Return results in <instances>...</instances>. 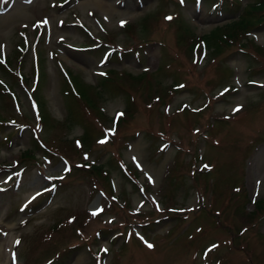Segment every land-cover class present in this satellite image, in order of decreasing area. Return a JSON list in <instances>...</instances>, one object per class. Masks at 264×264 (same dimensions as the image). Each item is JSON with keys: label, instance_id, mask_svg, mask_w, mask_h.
I'll return each instance as SVG.
<instances>
[{"label": "rangeland", "instance_id": "1", "mask_svg": "<svg viewBox=\"0 0 264 264\" xmlns=\"http://www.w3.org/2000/svg\"><path fill=\"white\" fill-rule=\"evenodd\" d=\"M250 1L0 0V264H264V8L198 40Z\"/></svg>", "mask_w": 264, "mask_h": 264}, {"label": "trees", "instance_id": "2", "mask_svg": "<svg viewBox=\"0 0 264 264\" xmlns=\"http://www.w3.org/2000/svg\"><path fill=\"white\" fill-rule=\"evenodd\" d=\"M264 6V0H251L250 2H248L245 7H244V12L243 13H239L238 15H236L234 18H232L231 20H229V22H225L223 24H221V27L219 25H214L211 28H209L205 33H203L202 35H200L199 37V41L200 40H204V42L208 45H212L213 48H217V38H222L223 40H228V39H232L233 36H240L242 35L244 32V30H246V27L252 22L251 20H259L261 19L262 15H263V7ZM182 27V31L185 32L186 37L188 36L190 39H192V41H189V47L191 45H193L194 43L197 42L196 39H194L193 33H191V31L187 28V26L184 24ZM219 28H223L220 29V32L222 34V36L219 33ZM244 35V34H243ZM225 37V38H224ZM0 68H2L4 71H6V73H8L10 75L11 80H15V78L17 77L15 75V69L13 68V66H11L8 61H4L0 62ZM107 74V72L105 71L104 73V77H106L105 75ZM9 77V76H8ZM135 78H140L142 79L143 77L139 74L136 73V75H134ZM65 85V83H64ZM1 89H3L2 84L0 83V92ZM98 89V88H97ZM94 88V92L98 93V90ZM65 91H70L69 89H65ZM79 95H81L84 99H87L88 101H91V96H89V94L86 92V89L84 87L83 84H80V90H77ZM2 93V92H1ZM93 103V102H92ZM66 118V117H65ZM66 120V119H65ZM88 133L87 131H82L81 137H83L84 140L88 139ZM81 137L79 138L81 140ZM32 143L31 146H36L38 147L39 145L35 142V139L32 137ZM30 146L27 147L26 149L23 150V154H27L30 155L32 153H30ZM101 164H91V169H99V167H101ZM264 202V199L258 198L255 200L254 203V207L255 208H259L261 207V203Z\"/></svg>", "mask_w": 264, "mask_h": 264}, {"label": "snow or ice", "instance_id": "3", "mask_svg": "<svg viewBox=\"0 0 264 264\" xmlns=\"http://www.w3.org/2000/svg\"><path fill=\"white\" fill-rule=\"evenodd\" d=\"M166 19H171V17H166ZM234 111H239V108H237V109H234ZM119 115H122V114H118V116ZM105 141H99V143H104ZM67 170V169H66ZM93 215H95V213H93ZM149 248H152L153 247V245H151V244H148L147 245ZM213 247H215V246H213Z\"/></svg>", "mask_w": 264, "mask_h": 264}]
</instances>
